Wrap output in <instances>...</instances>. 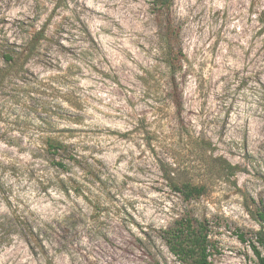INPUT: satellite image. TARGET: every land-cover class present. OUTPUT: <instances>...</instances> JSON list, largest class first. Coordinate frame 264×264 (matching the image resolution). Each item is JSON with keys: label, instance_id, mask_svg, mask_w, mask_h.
I'll list each match as a JSON object with an SVG mask.
<instances>
[{"label": "rangeland", "instance_id": "obj_1", "mask_svg": "<svg viewBox=\"0 0 264 264\" xmlns=\"http://www.w3.org/2000/svg\"><path fill=\"white\" fill-rule=\"evenodd\" d=\"M169 14L181 114L153 0H0V67L16 55L0 81V215L11 203L48 233L37 253L15 235L0 264H181L162 230L187 207L209 222L213 264H256L237 233L264 206V0H173ZM54 127L74 129L73 172L48 160ZM171 171L206 192L187 204ZM72 175L88 198L61 187Z\"/></svg>", "mask_w": 264, "mask_h": 264}, {"label": "trees", "instance_id": "obj_2", "mask_svg": "<svg viewBox=\"0 0 264 264\" xmlns=\"http://www.w3.org/2000/svg\"><path fill=\"white\" fill-rule=\"evenodd\" d=\"M172 2L173 0H153L155 7L158 10H163L166 15L163 24L164 33L162 34V39L167 47L165 62L171 73L169 88L173 91L172 101L176 112L181 114L183 102L179 93L176 73L178 69L182 68L185 55L180 44L179 30L172 25L170 19L169 9ZM44 32V29L38 32L39 36H41L39 39L44 37ZM34 49L33 47L28 55H25L26 60L29 59ZM4 57L9 67L15 63L16 55L7 53ZM9 67H0V81L4 80L8 75ZM55 127L44 136V150L53 166L64 172H73L72 165H81L82 158L74 150L72 144L65 137H62V134L66 131L70 132V135H68L70 137L74 129L69 127L57 129ZM199 141L197 138L193 142ZM221 166L223 170H227L232 175L237 169L236 165L227 161H224ZM165 179L168 180L171 187L180 194L182 200L187 204L198 200L206 192L205 185L184 180L178 177L174 171L169 172ZM59 183L66 192L72 190L77 195H83L88 198L87 190L89 187L86 185L85 177L81 179V176L74 177L72 175L67 180L60 179ZM9 207L10 211L8 214L0 215V246L11 243L13 237L19 235L27 242L33 252L37 253L41 249L45 250L47 231L41 225H37L27 214L18 211V208H13L11 203ZM254 214L260 227L250 233L239 231L237 236L241 242H249L255 257V263L264 264V206H257ZM73 218L74 216H67L66 219L70 220ZM54 233L61 236L60 231H54ZM162 237L169 251L181 264H213L214 257L222 253L212 235L209 222L196 216L193 210L188 207L170 226L162 230ZM153 264L161 263L154 260Z\"/></svg>", "mask_w": 264, "mask_h": 264}]
</instances>
